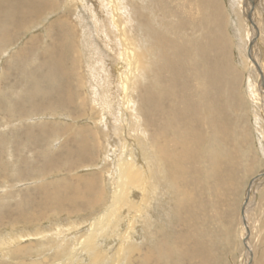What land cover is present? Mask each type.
Returning a JSON list of instances; mask_svg holds the SVG:
<instances>
[{
  "label": "bare ground",
  "instance_id": "bare-ground-1",
  "mask_svg": "<svg viewBox=\"0 0 264 264\" xmlns=\"http://www.w3.org/2000/svg\"><path fill=\"white\" fill-rule=\"evenodd\" d=\"M152 1H155L157 3V6L151 9L149 5H152ZM152 1H149L148 5L144 7L145 11H142L139 6L137 8L135 6V8L133 9L134 17L136 20V27L137 24H140L144 27H142L143 29H147V31L150 32L148 39L151 40L152 43L151 44L147 42V40L146 42L149 46L146 44V48L141 47V50L138 54L133 52V39L129 34H127V26L129 25V28H132V24H130L131 13L130 9H128L127 6V0H102V2L100 3H98L96 0H65L64 7L62 9V15L57 14L58 16L55 17L49 23L50 28L47 29L48 33L44 31V33L46 34L43 36L41 34L42 43H45L44 40H48V44L45 49L46 52L44 54L46 56L43 59V66L48 67V70H46V72H49V77H54V75L56 76V78L57 76L64 77L62 78L60 91H55L56 97L53 96L54 99L51 96L52 100H49V106L52 107L53 101L55 100V102H57L56 105L64 107L69 106L68 108H79L81 103H75L76 97L73 92L74 90L78 89V87L82 86L84 83L86 84V90L88 94L91 93L90 96L88 95L91 99V104L89 106L90 108L89 110H87L86 113L82 115V117L88 116V122H91L93 124L95 130L91 129L90 131L89 128L83 126L75 129V139L73 141V138L71 139L73 146L71 149H68L64 145L65 153L60 154L62 157V161L57 165V167H59L60 164L62 167H65L64 165L67 166L68 163V168L71 169L73 166L75 171V168H80L78 166L79 164L82 167L93 165V152L91 148L97 147L98 149V145L100 144L101 146V143L98 140L95 142L91 139L95 136L94 133H96V129L103 135V140L104 138L106 139V129L108 139L110 140L111 138V140L109 141V143H107V145L105 143L104 150L107 151V148L109 147V152L110 154H112L111 160L109 161L110 167L112 169L108 170L107 172L108 183L112 187L111 192H109V195L105 196L106 198L104 196L100 198L102 191L99 192L97 190L101 189L99 186H97L99 179L95 175H90L91 177H84L85 175L76 176L74 177L75 181L72 182H66V179L51 181L48 184H44L35 188L37 189V194L33 193L31 195H28V197L26 198L29 203L28 209L31 210L36 206L35 198L37 196L42 197V200L39 203V207H48L46 199H49L51 203L56 202V212H58L60 208L68 210L67 213H69L67 215L69 217V220H67V226L56 224L53 226V228H56V233H60L64 231L62 229L64 228L63 226L67 228L70 227L72 228L73 232H70L68 235L65 236L74 238L73 236H76L79 233V226H81L82 224V221H80L81 219H79V216L82 215V213L79 214L82 211V208L87 207L89 209L94 207L95 204H99L100 201L104 202L102 209H99V212L96 217H93L91 223L88 224L90 231L84 237L82 245L79 246V250L80 247H82L83 250L91 254L89 256L90 260H95L97 248L99 246L105 248L108 246V244L114 242L116 245L115 251L110 252L109 255H105L103 259L106 264H169L167 256L169 255L170 250L166 248V246L162 244L161 241L158 240L159 235H164L159 231L160 229L158 230L157 228L158 222L154 219V213H157L158 209L163 211L166 208L165 206L163 207L162 202L164 200V196L169 194V191H175L179 193V188H181L182 184L187 185L188 183L192 182V174L195 171L194 162L197 161L198 151L202 145L203 137L206 133V130L208 129V126L210 124H213L210 127L217 128L219 125V131L224 130L222 128V125L219 124V121L225 116V107L226 105H228V103L225 104L226 102L224 100V84L226 83V79L228 77L226 70L229 69L232 72V68L228 60L229 42L227 39V35L224 33V15L218 1L196 0L198 5L197 8L200 10V16H202V19L206 20V24L209 25H204L203 30L210 29V31L209 35L205 40V48L207 51L204 55H201L203 52L202 48L199 47L198 43H193V47L195 50L194 59H187L184 44L182 45V40L185 41V39L183 37H180L183 32L179 35L177 34L178 31L184 30L183 24H188V22L186 23L185 21H183L182 18H185L187 20L190 19L193 15L191 14V10H186L185 12L184 2L181 0ZM241 1L242 0H239V3ZM247 2L248 3L245 4L246 6L244 7L243 11L245 20L248 25L247 28L249 29L247 30L248 34L246 35L248 37L246 43L247 48H245L248 49L247 51L249 52V58L253 67L256 69L255 66H257L259 70V75L261 79L260 82L258 81V88L260 89L262 95L261 97H259L254 94L255 91L253 92L252 90L254 86L251 81L249 83L248 91L251 98H253V101L255 103L257 102L256 104L264 106V65H261L260 61L258 60L259 58L255 57L256 53L254 52L261 39L260 35H262V30L260 28L261 23L257 17V12L259 11V5L261 4V2L262 4H264V0H247ZM16 3L20 6H14L13 12L15 10L20 9V11H17V14L19 15L18 19L20 20H17V18L15 17L16 15H10L8 17V21L5 24L1 23L2 18L8 13H4L0 9V34L2 33V31L7 32L6 28L10 29L11 27H13L15 25L13 23L14 20H16V24L21 25L22 27L28 25V22H30L29 24H31L32 21H39L44 16H46L45 14H51L52 11L49 10V8L59 9V5L56 3H52L51 0H0V8H8L9 6L10 8H12L13 4ZM106 6L109 7L108 10L106 9ZM261 8L264 10V5ZM152 11H154L157 15L161 17L174 18L175 20V22H167V29H169L164 30L162 28V37H157L158 40L153 42V31L155 30L150 31V26L154 25L155 16L152 14ZM205 11L208 12V21L204 14ZM66 12H71V14L77 16V18L78 15L82 16L81 19L78 18L80 22L79 24H81L83 21H86V23H89V25L95 23L96 26H100L99 28H101L100 19H104V16L107 15L106 12H108L109 14L106 16V19L110 23H113V28L115 29L117 35L120 37V50H115L114 44L110 45L107 36L105 37L106 40L102 38L103 42H101L103 45H105V49L104 46L98 49V51L100 50L99 53L102 62L100 64L102 65V67L100 68H103L104 70L106 68V72L102 73H104L105 81L107 83V89L103 93L102 99L104 103H102L101 109L96 106L97 102H95L94 100L95 95L98 93L96 85H102L103 87H106V85L105 83H103L104 85L101 84V81L100 83L96 82L93 79L95 76L91 79L87 77L86 79H84V82L79 75L76 76L75 69L77 67L78 58L81 57V47L78 49L74 46L75 31L72 25L76 26L78 25V23L76 19V25L68 21V17L65 14ZM262 14L264 17V12ZM25 17L28 19L25 20ZM124 20L125 22L129 23L127 26L125 25L126 23L124 22ZM32 24L34 25V23ZM160 25L162 24L160 23ZM164 26L165 25L163 24V27ZM15 28L16 27H14V29ZM99 28L96 30L100 31ZM61 30H64L62 34H60ZM13 32H15V30ZM101 33L102 31L100 32V34ZM105 33L107 32L105 31L104 34ZM137 34L138 33L134 35L137 37ZM97 35L99 36V32ZM1 36H3L5 39V35ZM6 37H8V34ZM139 39L137 38L136 40L138 41ZM0 42L2 43V41ZM32 42H41V40L39 37L34 36L32 38ZM97 45L99 46V44ZM153 47L160 50V52L158 54H155V57H157V59H152L150 61L151 65H148L146 64V61L149 59V56L151 54H154L153 51L155 50L153 49ZM83 48L85 50L89 49L88 47ZM115 51H117L116 56L112 54L115 53ZM90 58H92V61L95 60L93 59L94 55L88 56L87 59H83L82 57L81 60L84 64L87 63L86 68L93 75L92 72L94 69L92 68L91 61L89 60ZM153 60L156 62L155 64L159 63L160 67L162 68V71H165L168 74L170 80V76L172 77L171 88L168 89L169 94L167 95L166 93H164L161 96L159 95L160 101L157 102L156 107L147 106L145 103V101H149L153 98V93L147 90L146 87H144L145 92L144 88L142 90L140 89L141 87H143L142 84L144 82H147L146 80H149L150 78L148 76V72L154 67H157L156 65L153 67ZM258 61L260 66L258 65ZM28 64L26 67H30V65ZM98 64L95 65L97 66ZM25 65H23V67ZM107 68L110 69L108 70ZM183 68H187V72H184L185 75L182 71ZM51 69H53L54 71L53 74H51ZM18 70L19 69H17L16 72L19 73ZM34 73L35 72H33L32 74L34 75ZM151 73L153 72L151 71ZM10 75L12 74H9V76ZM101 76L103 75L101 74ZM101 76H99L98 78H100ZM28 77H30V75ZM59 77L58 79L61 78ZM165 79L163 78L164 81ZM184 79L186 80L184 81ZM32 80H28V83L31 82L30 87L28 83H26V88L29 87V89H24L25 95L30 96L31 102L35 99L34 96L40 94L41 91L40 87L38 86V83L36 82H41V80L35 79L33 77ZM182 81L184 82L181 83ZM222 85H224L223 88ZM72 86H76V89ZM233 91H235V86L232 87V90L229 93V95H232L234 97V99L232 98L234 101L235 92ZM133 93H136V97L139 101L138 108H134V101L132 97ZM113 94L118 95L117 97L121 98L122 100L123 109L122 111L119 110L121 111V113H118L117 115L113 114V110L117 108L115 106L113 107L112 102L115 101L111 100V96ZM1 97L4 98V100H2V105L4 101L5 103L4 107H0V115H9L10 119L13 118V120H15L14 89L9 88L8 92L4 93ZM72 98L74 99L72 100ZM209 98H211L212 100H210ZM43 101L45 102V100ZM166 101L170 104L164 106L163 103ZM39 102L41 101L39 100ZM34 105L32 106L31 103V105H28V107L30 108L32 106L33 109ZM38 105L41 106L40 103ZM36 106L37 103L35 107ZM41 107H43V105ZM37 108L38 107H36L35 110ZM37 110L33 112L37 113ZM45 110H43L42 112L44 113ZM69 110L71 111V109ZM142 111L144 112V114ZM46 113L47 112H45L44 114ZM148 115H152V119H150ZM147 116L149 117V120H151L150 122ZM3 119L4 117H0V120ZM10 119L8 120L9 122L7 120L0 121V126H4L10 123ZM142 119H144L145 121ZM101 124L103 129L101 128ZM61 126H57L58 128L54 126V130H50L49 127L46 126V129L43 132L39 131L38 134L42 135L43 138L45 136V133L46 135L53 133L54 137L63 138V136L68 133V128L70 125L62 127ZM3 131H5L6 133L2 136L0 134V170L10 165L11 160H4V158H12L14 150L18 148V146H15L14 149V129ZM216 133L218 134L221 132H218L217 130ZM129 135L133 140H127V138H129ZM114 138L118 143L119 141L122 142V149L120 152L121 155L119 158L116 157V152H118V148L117 144L114 141ZM66 151H70V153ZM80 156H83L84 159L80 158ZM85 163H87V165H83ZM58 169V173L63 170H60V168ZM101 172L99 174L100 177L103 176ZM40 177L45 178L44 174H40ZM261 179L264 180V168L262 171H260L258 175L253 177L250 181L246 189L247 193L241 208L242 210L240 213V220L243 232L242 239L246 253L245 259L242 264H254L255 253L253 250V246L251 245V236L253 230L248 220L249 205L252 204H249V193L251 192V190L254 189V186H256L257 181ZM192 183L196 185V182ZM194 185H192L191 191L187 188V191L189 192L192 199L195 196L192 192L194 190ZM52 191H54L53 194H51ZM185 196L188 201L189 197L186 194ZM169 211L171 213L170 208ZM60 214L62 215V213ZM123 217H125L124 222ZM167 223H170V216L167 220ZM34 235H36V237L42 236L43 231L36 228V232L34 233ZM50 236V234L46 236L48 238L47 240H45L46 242L34 241L31 242V244L29 245L25 244L21 247L14 248V255L22 257V260L19 264H27V260H29L28 264H73L77 260L81 261L83 258H86V255L84 253L74 254V252H71L70 255L64 257L67 254V250L66 247L63 245V238H61L60 240H50ZM21 238H23V236L16 239ZM191 239L194 238L192 237ZM69 240H71V238ZM196 240L194 241V246L197 244L198 240ZM150 242L154 243V247H149ZM186 242L188 241H185V243ZM194 242L190 243L193 244ZM185 243H182L181 247H184L186 245ZM155 244L157 245L155 246ZM43 245H47V247L44 248ZM54 251L55 253H53ZM197 251L199 250H196V252ZM45 252H47V255H44L46 254ZM38 253L40 255H38ZM51 253H53V256L51 255ZM187 254L185 256V260L187 262H192L190 254ZM202 254L203 252H201L195 257L196 261L202 258ZM79 255H81V259L79 258ZM24 256H26L25 259ZM63 257L65 260L63 259ZM121 258H123V261L120 262Z\"/></svg>",
  "mask_w": 264,
  "mask_h": 264
},
{
  "label": "rangeland",
  "instance_id": "rangeland-1",
  "mask_svg": "<svg viewBox=\"0 0 264 264\" xmlns=\"http://www.w3.org/2000/svg\"><path fill=\"white\" fill-rule=\"evenodd\" d=\"M96 1L98 3L102 2V0H96ZM149 1L152 0H127V4H128L127 6L128 9H130V13H131L130 24H132L133 29L129 28L128 25L129 23L125 22V20L124 22L126 23L125 24L126 26L128 25L127 34H129L133 39L132 49L133 52L136 54L140 52L141 47H145L146 44L148 45L147 42L151 43V40L148 39L150 32L147 31V29H143L144 27L140 24H137L136 27L135 25L136 20L134 17L133 9L135 8V6L136 8L139 6L142 11H145L144 7L148 5ZM181 1L184 2L185 12L186 10H191V14L193 15L191 18L189 17L190 19L188 20L182 18L183 21H185L186 23L188 22V24H183L184 30L178 31V33L177 32L176 33L179 35L183 32L180 35V37H183L185 39V41L182 40V45L184 44V49L187 55V59H194L195 50L193 47V43L194 42L198 43L199 47L202 48L203 53L201 55H204L207 51L205 48L206 47L205 40L209 35L210 29L203 30L204 25H208V24H206V20L202 19V16H200V10L197 8L198 5L196 0H181ZM217 1L224 15V20H225L224 33L227 35V39L230 44V45L228 44V48H229L228 60L232 68V72L229 69L226 70L228 77L226 79V83L224 84L225 85L224 100L226 102L225 104L228 103V105H226L225 107V112H224L225 116L219 121L220 122L219 124L222 125V128L224 130L219 131V125L217 128L210 127L213 124H210L208 126V129L206 130V133L203 137V142L200 147L201 149L199 148L198 151L197 161L194 162L195 171L192 174V182H196V185L190 182L187 185L182 184L181 188H179V193L175 191L174 192L169 191V194L164 196V200L162 202L163 207L165 206L166 208L163 211L158 209V212L154 213V219L158 222L157 228L158 230L160 229L159 231L164 235V236L159 235L158 240L161 241L162 244H164L166 248L170 250L169 255L167 256L169 264H242V262L245 259L246 253L242 239L243 232H242V224L240 220V213L242 210L241 208L243 201L245 200V196L247 193L246 189L250 181L252 180L253 177L258 175L260 171H262L264 168V119H263L264 106L256 104L257 102L255 103L253 101V98H251L248 91L249 83L251 81L254 86L252 89L253 92L255 91L254 94H256V96L259 97H261L262 95L260 89L258 88L261 79L259 75V70L257 66H255L256 69L253 67L251 60L249 58L250 57L248 54L249 52L247 51L248 49H246L247 48L246 43L248 39L246 35L248 34L247 30L249 29L247 28L248 25L245 20L243 11H244V7L246 6L245 4H247L248 2L247 0H242L243 2L241 1L240 3L242 4H240L239 0H217ZM51 2L59 5V9L49 8V10H51L53 14L51 12H50L51 14L49 13L45 14L46 16H44L39 21L37 20H35L34 22L32 21L34 25L32 23L31 25L29 24L30 22H28V25L22 27L21 25L16 24L15 23L16 20H14L13 23L15 25L12 24L14 26L11 27L13 30L11 28L10 29L6 28L7 32L2 31V33L0 34V41H2V43L0 42V99H1L0 107L1 108L4 107V103H5L4 101L2 105L3 102L2 100H4V98H2L1 96L4 93L8 92L9 88L14 89V119H15V120H13V118L10 119L9 115H0V117H4L3 120L8 121L10 119V123L4 126H0V134L2 136L3 134L6 133L3 130L7 131L14 129V140H15L14 149L15 146H18V148L16 147L18 150L17 149L14 150V154L12 158L10 157L4 158V160H11L10 165L0 170V242H1L0 264H19L22 260V257L18 255H14L13 249L16 247H21L25 244L29 245L31 244V242L34 241L46 242L45 240L48 239L46 236H48L49 234L51 235L49 237L50 240H60L61 238H63L64 240L63 245L66 247L67 250V254L64 257L70 255L71 252H74V254L84 253L86 255V258H83L81 261L77 260L73 264H106V262L103 261V259L105 255H109L110 252L115 251L116 245L114 242L108 244V246L105 248L99 246L97 248L95 260H90L89 256L91 254L83 250L82 247H80L79 250V246L82 245V241L84 237L90 231L88 224L91 223L93 217H96V215L99 212V209L100 208L102 209L104 202L100 201L99 204H95L96 207L94 205V207L89 209L87 207L82 208V211L79 213V214L82 213V215L79 216L80 217L79 219H81L80 221H82V224L81 226H79V233L76 236H73L75 238L74 239L72 237L65 236L68 235L70 232H73L72 228L70 227L67 228L63 226L64 228L62 229L64 231L60 233H56L57 231L56 228L55 227L53 228V226L56 224L67 226V220H69V217L67 215L69 213V212L67 213L68 210L60 208L58 212H56L55 207L57 206V203L56 202L51 203L49 199H46V203L48 205L47 208L39 207V203L42 200V197L40 196H37L35 198L36 206L31 210H29L28 209L29 203L26 200L28 195H31L33 193L37 194V189L35 188L41 185L48 184L51 181L65 180V179L66 182H72L75 181L74 177L76 176L85 175L84 177H89L90 175L91 176L95 175L96 177H98L99 180L97 186H99L101 190L99 189L97 190L99 192L102 191L100 198H102L103 196L104 197L108 196L109 192H111V187H112L108 183V178H107L108 170L112 169L109 163L112 154H110L109 152V147L107 148V151L104 150L105 143L107 145V143H109V141L111 140V138L110 140L108 139V135L106 134V129H105L106 139L104 138L103 140V135L100 132H98L97 129L95 131L97 134L94 133L95 136L91 139L94 140L95 142L98 140L101 143V146L100 144L98 145V149L97 147L91 148L93 152L92 164L94 166L89 165L86 167H82L79 164L78 166L80 168L79 169L75 168V171L73 166L71 169L68 168L69 166L68 163L67 166L64 165L65 167H62L61 164L59 165V167H57V165L62 161V157L60 154L65 153V146L68 149H71L73 146L72 141L75 139V132H76L75 129L83 126L89 128L91 131V129L95 130V127L91 122H88L89 121L88 116L82 117V115L86 113L87 110H89L90 108L89 106L91 104L90 103L91 99L89 97L91 93L88 94L85 83L82 86L78 87V89L75 88L76 86H72L73 88L76 89L73 92V94L76 97L75 103H81L79 108L78 107L68 108L69 106L64 107V106L56 105L57 102H55V100L53 101V106L56 105L55 106L56 108L53 106L52 107L49 106V103L52 100L51 98L53 96L56 97L55 93L60 91L62 78H64L61 76H60L61 78L59 76H57L56 78L55 75L54 77H49V72H46V70H48V67L43 66L44 65L43 59L46 56L44 54L46 52L45 49L48 44V40H44L45 43H42V36L48 33L47 29L50 28L49 23L58 15L60 14L62 15L63 12L62 9L64 7L65 0H58V2L57 0H53V1L51 0ZM263 5L264 4H262L261 2V4L259 5L260 6L259 11L257 12V17L261 23L260 28L262 30V35H260L261 39L258 43V46H260L261 48L257 46L256 50L254 51L256 53L255 57L259 58L258 60L260 61L261 65H264V52H263L264 17L262 14L264 10L261 8ZM14 6H20V5L16 3L13 4L12 8H10V6L8 8L7 7L0 8L2 12L8 13L6 14V16L2 18L3 22L1 20V23L5 24L8 21V17L10 15H14V16L16 15L15 17L17 18V20H20L18 19L19 15L17 14V11H20V9L15 10L13 12ZM149 6L152 9L153 7L157 6V3L155 1H152V5ZM108 8L109 7L106 6L107 10ZM152 12H153L152 14L155 16V19H154V25L150 26V31L151 30L156 31V32L153 31L154 33L153 34L154 37L152 39L153 42L158 40L157 37L159 38L162 37V30L163 29L165 30L168 27V25H166L168 24L167 22H175V20L174 18L161 17L157 15L154 11ZM232 12L235 14H233ZM65 14L68 17V21H70L72 24L76 25L75 19L78 23V25L76 26L70 23L75 31L74 46L78 49L81 47V57L78 58L77 67L75 69L76 76L79 75L83 79V82L84 79H86L87 77L91 79L95 76L93 79L96 82L100 83L101 81V84L105 83L106 85V87L104 86L105 88L102 85H100L101 87L96 85L98 89L97 92L99 93V95L97 93L96 94L97 96L95 95L94 100L95 102H97L96 106L101 109L102 103H104L102 99L103 93L107 89V83L105 81V75L104 73H102V72H106V68L104 67L105 70L103 68H100L102 67V65H100L102 62L99 53L100 50L98 51V49L103 46L105 49V45H103L101 42H103L102 38L106 40L105 37L107 36L110 45L114 44L115 50L116 49L120 50L119 49L120 37L117 35L115 29L113 28V23H110L106 19V16L109 14L108 12H106L107 15H105L104 13L105 15L104 19H100L101 28H99L100 26H96L95 23L89 25V23H86V21H83L81 24H79L80 23L79 19H81L82 17L80 15H78L79 18L78 19L77 16L72 15L71 12L70 13L66 12ZM204 14L208 21V12L205 11ZM27 19L28 18L25 17V20ZM160 23L162 25H160ZM163 24L165 25L164 27ZM14 27H16L17 29L16 28L14 29ZM18 27L21 29H19ZM98 28L100 31L96 30ZM14 30L15 32H13ZM44 31L46 33H44ZM101 31L102 33L100 34ZM105 31L107 33L104 34ZM62 32H64V30L63 31L61 30L60 34H62ZM98 32H99V36L97 35ZM136 33H138L137 34L138 36L139 35L141 36V37L139 36L141 40L139 39L138 36L136 37L134 35ZM7 34L8 37H6ZM1 35H5V39ZM34 36L39 37L41 42L33 43L32 38ZM137 38L139 39L138 40L139 42L136 40ZM97 44H99V46ZM83 47H88L89 49L85 50ZM153 49L155 50L153 51L154 54H151L149 56V59L146 61V64L148 65H151L150 61L152 59H157V57H155V54H158L160 52V50H158L155 47H153ZM116 53L117 51H115V53L112 54L116 56L117 55ZM91 55H94L93 59H95L93 61L92 58L89 59L91 61L92 68L94 69L92 72L93 75L90 73V71L87 70L86 68L87 63L84 64L81 60L82 57L83 59H87L88 56ZM259 61H258V65H259ZM24 62L26 63V65ZM153 63H154L153 67L155 65L157 67H154L152 70L148 72V76L150 78L149 80H146L147 82H144L142 84L143 87L140 88L142 90L144 87H146L147 90L153 93V98L150 99L149 101L148 100L145 101L146 105L150 107L152 106L156 107L157 102L160 101L161 95H163L164 93H166L167 95L169 94L168 89L171 88V81H172V77L170 76L171 78L170 80L168 74L165 71H162V68L160 67L159 63L155 64L156 62L154 60ZM27 64L30 65V67H26ZM95 64L98 65L96 66ZM23 65L25 66L23 67ZM17 69H19L18 70L19 73L16 72ZM100 69L101 70L103 69L104 71L103 70L101 71ZM107 69L109 70L110 68ZM183 69L182 71L183 74L185 75L184 72L185 71L187 72V68H183ZM151 71L153 73H151ZM33 72H35L34 75L32 74ZM53 73L54 71L53 69H51V74ZM9 74L12 75L9 76ZM28 74L30 75V77H28L29 76ZM101 74L103 76H101ZM99 76L101 77L98 78ZM25 77L27 78V80ZM32 77L41 80V82L40 81H36V82L38 83V86L40 87V90L42 92L40 91V94L34 96L35 99L31 102L30 96L25 95L24 89L26 90L29 89V87L31 86V82L28 83V80L29 79L32 80ZM58 77L60 79H58ZM163 78L164 79L167 78V79H165L164 81ZM176 78H177V74H176ZM185 80L186 79H184V81ZM184 81H182L181 83H183ZM8 82H11L12 86L11 83ZM26 83H28L29 85V87H27L28 89L26 88ZM224 85H222V88L224 87ZM234 86H235V91L233 92H235L234 93L235 100L233 101L234 97L232 95H229V93L232 90V87ZM72 89H71V93H72ZM144 92H145V88H144ZM113 95L111 96V100L113 101L115 100L114 102H112L113 107L114 106L117 107L113 110V114L117 115L118 113H121L123 109L122 100L121 98L117 97L118 95L115 94ZM132 97L134 101V108L135 107L138 108L139 101L136 97V93H133ZM73 99L74 98H72V100ZM161 99H166V98H161ZM209 99L212 100L211 98ZM39 100L41 102H39ZM43 100H45V102ZM46 100L48 104L46 103ZM31 103L32 106L34 104L36 105L37 103L36 106L38 107L37 108L38 110L36 109L37 113L33 112L36 111L35 105L33 109L32 106L30 108L28 107V105H31ZM39 103L41 104V106L43 105V107L39 106L38 105ZM164 103H163L164 106L170 104L167 101ZM44 105L47 107V109ZM69 109H71L72 112ZM43 110H45L44 113L45 112L47 113L44 114L42 112ZM39 114H41L42 116ZM148 116L150 117V119H152L151 118L152 115H148ZM148 116L147 118L149 120ZM44 117H46L47 119ZM150 121L151 120H149V122ZM56 125L58 127H60L61 125L62 126L70 125L68 128V133L66 134L67 136L64 135L63 138H57L53 136V133L47 135L45 133L44 134L45 136L42 138V135L38 134L39 131L43 132L46 129V126L49 127L50 130L52 129L54 130V126L58 128ZM101 128H102V124H101ZM217 130L218 132L221 133L217 134L216 133ZM128 137L129 138H127V140H133L130 135ZM114 141L117 144V148H118V152H116V157L119 158L121 155L120 152L122 149V142L119 141L118 143L115 140V138ZM66 152L70 153V151H66ZM80 158L84 159L83 156H80ZM200 159L203 161H201ZM83 165H87V163ZM58 168H60V170L62 169L63 170L58 173L59 171ZM100 172L103 175L102 177H100L99 175ZM40 174H44L45 178H41ZM192 185H194V190L192 192L195 195L193 199L191 198L189 192L187 191V188L191 191ZM53 193L54 191H52L51 194ZM185 194L189 197L188 201ZM249 195L251 196V197L249 196V204L251 203L252 204L249 205L248 220L253 230L251 236V245L253 246V250L255 253L254 264H264V180L262 179L258 180L256 186H254V189L251 190ZM169 208L171 210V213L169 211ZM60 213H62V215ZM169 216H170V223L168 224L167 220ZM124 219L125 217H123V222ZM36 228L43 231V235L45 236L42 235L36 237V235H34V233L36 232ZM22 236L23 238L16 239ZM192 237L194 239H191ZM70 238L71 240H69ZM195 240L197 241V244L194 246ZM185 241L188 242L185 243ZM190 242H194V243L191 244ZM182 243H185L186 245L184 247H181ZM156 245L157 244H155V246ZM43 247L45 248L47 247V245L46 246L43 245ZM149 247L150 248L154 247V243L150 242ZM196 250L199 251L196 252ZM201 252H203L202 258L196 261L195 257ZM45 253L46 254L44 255H47V252ZM53 253H55V251ZM53 253H51L52 256ZM187 253L190 254L192 258V262H187L185 260V256ZM38 255L40 254L38 253ZM25 258L26 256H24V259ZM79 258L81 259V255H79ZM121 261H123V258L120 259V262ZM26 263L28 264L29 260H27Z\"/></svg>",
  "mask_w": 264,
  "mask_h": 264
}]
</instances>
